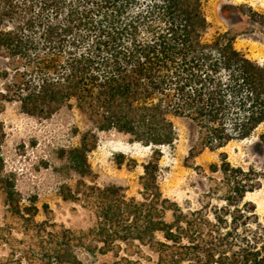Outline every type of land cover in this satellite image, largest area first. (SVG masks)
Segmentation results:
<instances>
[{"label": "trees", "instance_id": "obj_1", "mask_svg": "<svg viewBox=\"0 0 264 264\" xmlns=\"http://www.w3.org/2000/svg\"><path fill=\"white\" fill-rule=\"evenodd\" d=\"M203 1L0 0V99L38 117L74 105L92 125L59 154L78 176L59 186L60 196L85 213L84 228L53 221L46 205L38 220L36 198L24 202L3 173L0 147V264H85L83 252H113L112 264H264V213L246 199L262 186L264 167L235 166L221 152L210 166L220 176H208L195 208L159 186L160 147L176 139L173 118L193 128L188 159L264 123V62L237 50L226 32L204 41ZM110 129L151 148L140 198L94 181L88 154L96 130ZM258 139L264 144L263 133Z\"/></svg>", "mask_w": 264, "mask_h": 264}, {"label": "rangeland", "instance_id": "obj_2", "mask_svg": "<svg viewBox=\"0 0 264 264\" xmlns=\"http://www.w3.org/2000/svg\"><path fill=\"white\" fill-rule=\"evenodd\" d=\"M202 11L208 23L204 41L226 32L237 50L253 61L264 62V22L250 17L253 12L264 15V0H204ZM3 88L0 77V93ZM173 123L176 139L172 146L160 147L158 181L163 196L183 208L197 207L199 196L207 189L208 176H220L218 171H210V166L220 163L221 152L235 166L264 167V144L258 139L259 134H264V123L246 138L231 140L218 149H204L189 159L188 151L195 138L193 128L186 119L176 117ZM0 125L3 173L12 178L24 202L36 198V218L45 219L46 205L53 221L66 227H87L89 219L85 213L74 212L73 204L60 196L59 186L74 185L78 176L67 170L66 161L59 154L61 149L77 146L81 134L92 128L91 123L74 105L63 106L49 117H38L22 112L17 101L0 99ZM96 134V145L88 154L94 181L100 186L120 185L128 197L140 198L139 177L151 148L113 129L96 130ZM246 199L255 203L258 215L264 213V180L258 190L246 194ZM4 210L0 195V220ZM165 218L171 219L170 211ZM80 256L85 264H112L116 259L113 252H83Z\"/></svg>", "mask_w": 264, "mask_h": 264}]
</instances>
